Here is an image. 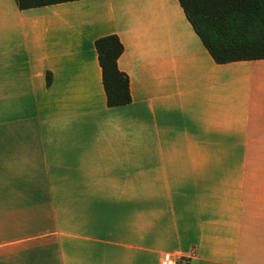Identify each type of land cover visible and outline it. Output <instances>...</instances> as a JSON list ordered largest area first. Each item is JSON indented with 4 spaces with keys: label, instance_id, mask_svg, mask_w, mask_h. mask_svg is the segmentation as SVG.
Returning a JSON list of instances; mask_svg holds the SVG:
<instances>
[{
    "label": "crops",
    "instance_id": "0c3cea01",
    "mask_svg": "<svg viewBox=\"0 0 264 264\" xmlns=\"http://www.w3.org/2000/svg\"><path fill=\"white\" fill-rule=\"evenodd\" d=\"M164 254L264 264V58L213 61L177 0H0V264Z\"/></svg>",
    "mask_w": 264,
    "mask_h": 264
},
{
    "label": "trees",
    "instance_id": "16d2710c",
    "mask_svg": "<svg viewBox=\"0 0 264 264\" xmlns=\"http://www.w3.org/2000/svg\"><path fill=\"white\" fill-rule=\"evenodd\" d=\"M18 8L69 0H14ZM212 60L264 58V0H177ZM107 106L129 101L128 80L116 65L122 45L114 33L94 39ZM48 82V78H47Z\"/></svg>",
    "mask_w": 264,
    "mask_h": 264
},
{
    "label": "built area",
    "instance_id": "2783aa9c",
    "mask_svg": "<svg viewBox=\"0 0 264 264\" xmlns=\"http://www.w3.org/2000/svg\"><path fill=\"white\" fill-rule=\"evenodd\" d=\"M187 257L188 256H182L181 258H177L174 254H164L159 259V264H181L187 261Z\"/></svg>",
    "mask_w": 264,
    "mask_h": 264
},
{
    "label": "rangeland",
    "instance_id": "374dc122",
    "mask_svg": "<svg viewBox=\"0 0 264 264\" xmlns=\"http://www.w3.org/2000/svg\"><path fill=\"white\" fill-rule=\"evenodd\" d=\"M101 1H105V0H101ZM115 5H117V4H115ZM115 5H114V6H115ZM115 7H116V6H115ZM258 152H260V151H258Z\"/></svg>",
    "mask_w": 264,
    "mask_h": 264
}]
</instances>
